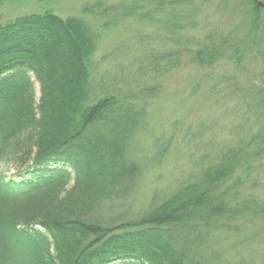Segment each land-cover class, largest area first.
<instances>
[{"label":"trees","instance_id":"1","mask_svg":"<svg viewBox=\"0 0 264 264\" xmlns=\"http://www.w3.org/2000/svg\"><path fill=\"white\" fill-rule=\"evenodd\" d=\"M142 2L96 0L81 6L83 17L46 8L0 23V166L15 172H0V264H264V199L255 197L263 185L252 180L264 172H251L264 163V99L237 104H248L242 119L252 115L253 126L242 124L233 147L205 144L213 155H193L196 166L171 190L132 209L145 174L133 144L147 114L96 81L90 23L107 33L147 18L155 31L153 18L171 15L160 50L142 54L154 80L241 60L242 40L264 32V11L233 2L222 17L240 23L219 34L208 30L205 0H152L146 11Z\"/></svg>","mask_w":264,"mask_h":264},{"label":"rangeland","instance_id":"2","mask_svg":"<svg viewBox=\"0 0 264 264\" xmlns=\"http://www.w3.org/2000/svg\"><path fill=\"white\" fill-rule=\"evenodd\" d=\"M94 1L96 0H19L13 4L6 3L0 7V23L46 8L61 17H83L80 14L81 6ZM103 1L123 6H133L134 3L143 1L142 5L146 6L143 11L152 6L149 3L152 0ZM245 1L229 0L230 3L226 5L227 0H205L211 5L209 11L204 10L209 14L208 30H216L222 34L239 25L238 17L223 18L222 12L226 11L229 5L230 11L233 2ZM153 19L160 22L158 30L153 31L149 20L145 18L142 24L137 23L135 19L125 21L115 30L107 33L101 31L103 34L99 33L100 28L97 29L98 22L90 21L99 37L92 57L96 81L117 89V96H128V99L136 104L144 105L147 114L144 127L133 144L136 157L145 165V174L132 200L131 208L135 210L146 206L154 196H163L168 189L171 190L175 182L196 166V160L192 161L194 157L197 159L200 154L205 153L213 155L212 152L210 154L211 145L216 144L218 146L213 145L215 148L220 146L225 149L233 147L235 136L240 134L242 124L253 126L252 115L245 114L242 119L248 104L245 103L242 107L237 104L240 101H250L248 96L252 97L251 105L258 98H254L256 95L264 99V35H260L263 31L257 35L253 33L248 41L242 40L246 48L241 60H220L212 68L202 71L193 65H185L163 78L152 80L149 75L150 62L145 61L147 58L142 54L157 53L160 50L158 39L166 38L164 27L174 23L171 15L164 16L161 12ZM138 36L140 40L137 39ZM235 38L237 39L236 36ZM233 42L234 40L230 41L231 44ZM235 45L237 46V41ZM228 55H232V51H229ZM241 84L249 88L248 93L244 92L245 96ZM196 85L200 86L199 89ZM233 89L235 94L232 93ZM201 123L205 125L204 129L200 126ZM256 131L257 129H254L252 134ZM205 144L209 145L210 151ZM163 150L165 151L162 152ZM161 152L162 154L157 156ZM193 155L195 156L192 158ZM261 170L263 173L264 163H254L252 178L258 177L257 173ZM0 172L10 179H13L15 174L5 166H0ZM252 180H259L258 183L263 185L259 191H255V197L257 195L258 198L264 199V174ZM225 241L232 243L231 239Z\"/></svg>","mask_w":264,"mask_h":264},{"label":"water","instance_id":"3","mask_svg":"<svg viewBox=\"0 0 264 264\" xmlns=\"http://www.w3.org/2000/svg\"><path fill=\"white\" fill-rule=\"evenodd\" d=\"M255 1L262 8V10L264 11V4L260 0H255Z\"/></svg>","mask_w":264,"mask_h":264}]
</instances>
